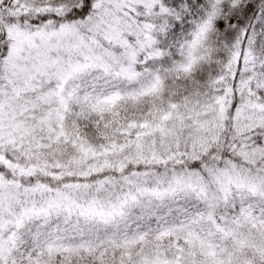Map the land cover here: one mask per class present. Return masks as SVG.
Segmentation results:
<instances>
[{"label":"snow or ice","instance_id":"obj_1","mask_svg":"<svg viewBox=\"0 0 264 264\" xmlns=\"http://www.w3.org/2000/svg\"><path fill=\"white\" fill-rule=\"evenodd\" d=\"M0 264H264V0H0Z\"/></svg>","mask_w":264,"mask_h":264}]
</instances>
